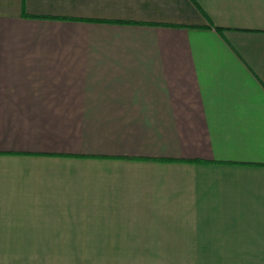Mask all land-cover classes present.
Instances as JSON below:
<instances>
[{
	"label": "crops",
	"instance_id": "crops-1",
	"mask_svg": "<svg viewBox=\"0 0 264 264\" xmlns=\"http://www.w3.org/2000/svg\"><path fill=\"white\" fill-rule=\"evenodd\" d=\"M0 264H264V0H0Z\"/></svg>",
	"mask_w": 264,
	"mask_h": 264
},
{
	"label": "trees",
	"instance_id": "trees-1",
	"mask_svg": "<svg viewBox=\"0 0 264 264\" xmlns=\"http://www.w3.org/2000/svg\"><path fill=\"white\" fill-rule=\"evenodd\" d=\"M220 31V30H219Z\"/></svg>",
	"mask_w": 264,
	"mask_h": 264
}]
</instances>
